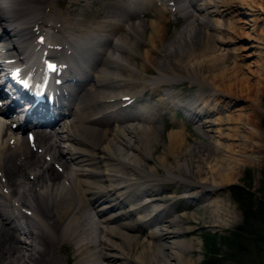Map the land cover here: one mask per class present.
<instances>
[{"label": "bare ground", "instance_id": "6f19581e", "mask_svg": "<svg viewBox=\"0 0 264 264\" xmlns=\"http://www.w3.org/2000/svg\"><path fill=\"white\" fill-rule=\"evenodd\" d=\"M119 1L124 2L125 15L132 14L128 8L137 2L153 16L164 11L155 9L156 2L151 4L153 0L146 6L141 0ZM47 4L48 0H0V29L4 30L0 39L1 65L11 69L24 64L26 73L41 74L39 62L43 54L29 37L35 27L45 30L49 26L53 32L44 46L58 45L60 51L51 48L48 53L62 55V74L68 78L66 80L81 78L72 86V93L78 97L49 132L35 135L32 145L26 138H18L21 128L12 131V125L0 126V264H20L18 260L23 264H49L46 256L58 244L73 250L75 264H88L92 244L86 242V231L91 226H98L104 236L95 242L99 260L104 262L97 261L100 264H200L193 256L195 242L186 239L194 232L189 216L183 212L182 216L172 215L175 206H167L164 198H160L159 185L160 182H180L179 187L185 186L187 194L199 191L186 198L188 201L198 199L199 194L205 195L206 200L212 189L232 181L242 158L239 159L236 146L229 142L235 141L236 138L231 137L241 133H237L232 115L213 120L214 113L222 112L219 100L210 96L207 99L198 91L194 100L182 107L188 118L198 124V133L214 145V154L217 149V155H204L201 150L200 156L191 154L194 158L190 161L181 158L179 152L183 150L186 134L180 125L168 133L169 144L164 153L154 158L157 121L152 110L141 112L139 116L142 94H157L160 83L181 81L183 74L173 67L180 63L179 57H183L186 62L183 68L194 72L192 78L198 79L201 86L211 87L214 97L222 93L236 99L248 95L257 100V90L253 95L249 82L237 77L239 72L234 70L238 53L227 49L223 58L216 54L218 48L211 40L212 35L224 34L226 37L218 38L216 43L222 47L234 43L233 23L230 19L220 23L219 17L236 8L238 13L239 9L250 10L254 7L253 1L188 0L193 7V20L185 18L181 36L174 39L176 44H184L178 48V54L177 49L175 54L171 53L175 46L168 47L163 42L162 15L145 25L143 21L137 22V17L133 21L131 16L117 17V4L105 1L104 7L113 5L114 19L103 21L101 18L102 21H90L81 26L80 19L61 14L54 18L42 13L47 10ZM170 5L176 11L173 4ZM144 26L149 36L143 41ZM193 32L197 36L195 42L191 37ZM141 44L144 51L140 49ZM157 57L164 60L169 71L157 69L161 63H154ZM198 57V64L195 60L192 65L194 68L190 59ZM205 57L211 62L204 61ZM134 59L140 62L141 73L151 67L158 74L150 78L140 74V82H137L134 79L137 70L131 63ZM155 65L157 67L153 68ZM91 66L93 71H89ZM136 84L140 86L138 92L131 90ZM167 93L158 95L159 102L174 104L172 97L176 93ZM123 97H127L130 105L124 106ZM211 99L217 102L212 108L207 107ZM247 124V134L258 136L248 119ZM170 156L177 159L174 165L169 166L163 176L158 175L157 168L164 169ZM152 159L158 164L148 165ZM180 167H184L186 173ZM210 202L213 204L208 206L216 203ZM222 206L211 211V216L215 223L228 225L233 212L229 206ZM124 207L127 210L119 212ZM131 215L137 219L136 224L128 223ZM140 227L146 233L143 238L139 236Z\"/></svg>", "mask_w": 264, "mask_h": 264}, {"label": "rangeland", "instance_id": "374dc122", "mask_svg": "<svg viewBox=\"0 0 264 264\" xmlns=\"http://www.w3.org/2000/svg\"><path fill=\"white\" fill-rule=\"evenodd\" d=\"M105 1H107V3L116 2L119 6H123V4L117 0H49L47 10H42V13L51 14L54 18H57L60 14L66 17L77 18L83 21L81 22L83 25L89 21H102L101 18L103 20L107 18L106 13H112L114 11L113 5L111 4L110 7L103 6ZM172 1L176 11H173L172 7L169 6L165 0H154L153 3L156 2L157 5H159L158 7L164 10L163 13H161L164 24L163 42L167 44L168 47L170 45L175 46V48L171 49V53L175 54L174 50L177 49L176 54H178L179 47L184 44H176L174 39L181 36L180 33H182L185 28V18L188 19L187 21L193 20L191 16L193 7L188 4V0ZM252 1L254 7H251L250 10L239 9L242 14H239L241 12L238 13L236 11L238 8H236L228 12V15L219 17L221 18L219 20L220 23L228 19L233 23L236 32L231 36L234 39V43L225 47H222L218 42L216 43L218 38L222 39V36L226 37L224 34L217 36L212 35L211 40L215 42V44L212 42V45L218 48L216 54H219L223 58L227 53V49L235 50L238 53L237 58H235L236 62L233 59L234 63L237 65L234 70L236 73H240H238L237 77L245 78V82H249L248 84L251 85L250 89L253 95H255L257 90V100L250 99L248 95H243L244 97L241 95V97L236 99L235 97H229V95L222 93H219L218 98L214 97L211 87L208 85L201 86L198 79L192 78L194 72L186 71L187 69L183 68V63L186 64V62L183 61V57H179L180 63L178 65H180V67L178 65H174L173 67L176 69L177 73L183 74V79L181 81H178L176 84L170 83L164 85L160 83V91L157 94H153L152 96L151 92H144L143 95L144 98L149 100L148 103L153 107L156 104H160L157 98L158 95L164 94L165 92H175L176 95L172 98H174L175 104L182 106L186 102H192L197 92L200 91L204 93L207 99H209L210 96L219 100L222 112L219 111L214 113L212 119L216 120L217 118H221L222 115H232L236 123V131L237 133H241L239 136L231 137L232 139L236 138V140L229 142L236 146L235 149L240 156L239 159H244H241L239 162L240 164L237 166L238 172H233L232 181H229L230 183L212 189L213 191L208 194L209 196L206 200L205 195L202 194H199L200 197L198 199L186 200L189 196H193L191 194L199 191H190L191 193L189 192V194H187L186 191L184 192L185 186L179 187L180 182L176 184L160 182L161 185H159L161 188V192L159 193L160 198H164L167 206L171 204L175 206L172 215L174 217L182 216L181 213L183 212L189 216V225L193 226L194 232L191 236H187L186 239L195 242L196 249L194 250L193 256L200 264H264V0ZM141 3L146 6L149 0H141ZM237 5L240 6L239 3H237ZM133 7L139 10H146V7H140L137 3H133ZM244 13L248 14L246 15ZM161 15L157 14L153 16L149 11H145V14L140 15V19L143 20L146 25L156 20V18L159 19ZM196 31L199 32L200 30ZM141 35L143 36V41L148 38L149 30L146 26H144V32ZM191 35L192 40L195 42V40H197L196 34L193 32ZM185 38H187V35ZM143 46L144 44H141V51H144ZM209 49L211 50V48ZM198 59L199 57L190 59L191 66L194 64L195 60H197L198 64ZM204 59V61L208 60L207 57ZM162 60V58L157 57L154 63L156 65L160 61L161 63L157 65L158 67L155 65L153 68L157 67L159 70L161 68V70L169 71V68L166 69L167 67H165L164 60ZM229 61H232V59H229ZM207 62L211 61L208 60ZM131 63L137 70V75L134 74V79H136L137 82H140V74L147 78L154 77L158 74V72L151 67H149L150 69H148L147 72L141 73V65L137 59L131 60ZM189 66L190 65H188V67ZM190 77L193 80L190 79ZM131 90L138 92L140 86L136 84L132 86ZM212 100L213 99L208 101L207 107L211 106L210 108H212V105L217 103L216 100ZM173 105L172 103L164 102L162 106L154 110L155 121H157V129H155V131H158L155 138L157 143L156 145L153 143L154 158L164 153L165 146L169 144L168 133L180 125L184 129V134H186L184 135L185 143L183 145V150L180 152L178 151L181 158H184L185 161H190L194 158L193 155L195 157L200 156L201 150H203L204 155L215 157V155H217V149L214 154V145L198 133V130H200V128L197 127L198 124L188 118L183 108H181L182 112L177 111ZM247 119L256 128L258 136H255L256 134L254 136L247 134L246 129L249 127ZM215 130L216 128L214 132ZM259 141L260 144H258ZM193 149L195 151H193ZM176 160L174 156H170L168 158V164L164 169L160 167L157 168V174L163 176L166 169L174 165ZM148 162V165L157 163L154 159ZM180 168L182 172L186 173L187 170L184 167ZM27 176H29V173ZM209 176L210 175L207 177ZM173 189L176 193H172ZM199 199H201V202ZM210 201H216V203L212 206H208L213 204ZM218 206H229L232 210L234 217L229 221L228 225H219L214 222L211 211L219 209ZM126 210L127 208L124 207L120 209L119 212ZM244 211L250 212L252 218L246 219L247 212L244 213ZM28 213L32 215V211ZM192 214H194L193 217H191ZM183 220L186 221V219ZM127 221L130 224H136L138 222L135 216L132 215L127 218ZM140 229L142 228L140 227ZM89 230L86 231L88 234L86 242L90 245L92 244L88 253L92 256L91 261L93 262L90 261L88 264H95L97 261L104 263L99 260V248L96 247L97 243H95L99 240L100 236H104L101 234L98 226L97 228L91 226ZM143 230L144 229L139 233L141 238L146 235ZM46 257H49L46 260L49 264H75V260H73V250L66 245L61 246L58 244L51 254L49 252ZM93 258L95 260L97 258L96 262ZM18 261L20 264H23V262H21L22 260ZM99 262L96 264H100Z\"/></svg>", "mask_w": 264, "mask_h": 264}, {"label": "trees", "instance_id": "16d2710c", "mask_svg": "<svg viewBox=\"0 0 264 264\" xmlns=\"http://www.w3.org/2000/svg\"><path fill=\"white\" fill-rule=\"evenodd\" d=\"M241 190V189H240ZM239 190V191H240ZM250 207H251V203H250ZM250 209V208H249ZM247 211H248V209H247ZM247 211H244V213H246ZM246 219H251L252 217H251V215H250V212L248 213L247 212V214H246V217H245ZM236 235V234H235Z\"/></svg>", "mask_w": 264, "mask_h": 264}, {"label": "snow or ice", "instance_id": "6c2138e0", "mask_svg": "<svg viewBox=\"0 0 264 264\" xmlns=\"http://www.w3.org/2000/svg\"><path fill=\"white\" fill-rule=\"evenodd\" d=\"M50 67H52V66L50 65Z\"/></svg>", "mask_w": 264, "mask_h": 264}]
</instances>
